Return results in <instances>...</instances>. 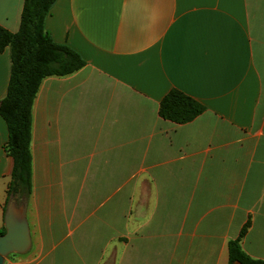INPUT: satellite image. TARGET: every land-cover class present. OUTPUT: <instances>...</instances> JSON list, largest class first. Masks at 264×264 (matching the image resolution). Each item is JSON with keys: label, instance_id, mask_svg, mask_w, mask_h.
I'll use <instances>...</instances> for the list:
<instances>
[{"label": "crops", "instance_id": "1", "mask_svg": "<svg viewBox=\"0 0 264 264\" xmlns=\"http://www.w3.org/2000/svg\"><path fill=\"white\" fill-rule=\"evenodd\" d=\"M25 0H0L21 26ZM53 40L85 64L43 79L32 110V247L10 264L264 260V0H56ZM0 52V99L11 77ZM178 89L205 105L160 115ZM0 115V229L14 159Z\"/></svg>", "mask_w": 264, "mask_h": 264}, {"label": "trees", "instance_id": "2", "mask_svg": "<svg viewBox=\"0 0 264 264\" xmlns=\"http://www.w3.org/2000/svg\"><path fill=\"white\" fill-rule=\"evenodd\" d=\"M55 1L25 0L21 26L17 32L0 25V52L10 47L12 61L7 95L0 99V115L9 129L5 149L14 159L8 200L16 196L19 202L26 201L32 193V110L43 79L71 74L85 64L77 51L56 43L45 28V19ZM205 110L204 104L178 89L166 94L160 104V115L179 124L194 120ZM248 225L242 228L238 238L229 241L230 264L234 261L264 264L263 259L253 258L241 246ZM5 231L4 225L0 234Z\"/></svg>", "mask_w": 264, "mask_h": 264}, {"label": "water", "instance_id": "3", "mask_svg": "<svg viewBox=\"0 0 264 264\" xmlns=\"http://www.w3.org/2000/svg\"><path fill=\"white\" fill-rule=\"evenodd\" d=\"M4 225L6 231L0 234V264H5L7 257L12 254H25L32 247L31 228L26 214V201L19 202L17 197L8 200ZM232 264H241L234 261Z\"/></svg>", "mask_w": 264, "mask_h": 264}, {"label": "rangeland", "instance_id": "4", "mask_svg": "<svg viewBox=\"0 0 264 264\" xmlns=\"http://www.w3.org/2000/svg\"><path fill=\"white\" fill-rule=\"evenodd\" d=\"M31 250V249H30ZM30 250L28 251V253L30 252ZM24 258V255L21 254H14V255H9L6 259V263L5 264H10V262L12 261H18L20 259Z\"/></svg>", "mask_w": 264, "mask_h": 264}]
</instances>
